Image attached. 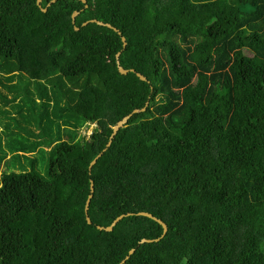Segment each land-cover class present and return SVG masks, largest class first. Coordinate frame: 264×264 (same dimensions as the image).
I'll return each mask as SVG.
<instances>
[{"label": "trees", "instance_id": "1", "mask_svg": "<svg viewBox=\"0 0 264 264\" xmlns=\"http://www.w3.org/2000/svg\"><path fill=\"white\" fill-rule=\"evenodd\" d=\"M52 1L0 0V264H264V0Z\"/></svg>", "mask_w": 264, "mask_h": 264}, {"label": "rangeland", "instance_id": "2", "mask_svg": "<svg viewBox=\"0 0 264 264\" xmlns=\"http://www.w3.org/2000/svg\"><path fill=\"white\" fill-rule=\"evenodd\" d=\"M249 49L254 50L253 47H250ZM45 86H47V85H45ZM41 112H42V109H40V108H36L34 110V112L32 113L33 114V116H32L33 122H34V119L35 118H38V119L40 118V113ZM33 122L31 120L28 121V122H24V121L21 120V118H19L18 121L15 122V124L17 125V129L15 130L16 131L15 134H13L12 140H16V141H13L10 150L9 149H6L5 147H3L4 153L6 152L5 154H7V153L9 154V151H12L13 150L12 148L16 147V142L18 144H20V143L25 142L29 138H31V131H33L34 129H31V128H21V127L22 126H26L27 127L29 125L35 124ZM95 128H96V125L91 124V125H89V127L87 129H85V128L77 129L75 131L76 134L78 135L77 136V140L80 139V136L85 135L86 137L84 136V139H86V143H89L90 140H91L90 137H91V134H92V130L95 129ZM35 129H36V127H35ZM46 129H47L48 133L50 134L51 139L56 138V136H58V132L60 131L59 130V125H58V120L53 117L52 123L49 124V125H46ZM72 130H74V129L72 128ZM10 132H12V130H10ZM67 132L68 131H66V133ZM7 133H9V132H5V134H7ZM60 136H61V139H63V132H62V134H60ZM7 144H8V142H7ZM52 158H53V156L50 153H39V155L36 156V160H35V163H36V166H35V169H34L35 172H37L38 174H40L42 176H46L47 175V171H48L49 161L52 160ZM25 162H26V164H29V160L28 159H26ZM14 165H15V162L12 161V164H10V167H12ZM28 170H30V169H28ZM6 172H8V173L9 172H16V173H18L20 171L7 170ZM0 175H1V173H0Z\"/></svg>", "mask_w": 264, "mask_h": 264}, {"label": "water", "instance_id": "3", "mask_svg": "<svg viewBox=\"0 0 264 264\" xmlns=\"http://www.w3.org/2000/svg\"><path fill=\"white\" fill-rule=\"evenodd\" d=\"M83 4H85L86 3V0H80ZM41 2H42V0H37V6H41L40 4H41ZM53 2H55V0H53L51 3H53ZM42 10V12H45L46 11V9H41ZM78 15V12H74L73 14H72V19L74 20L75 19V17ZM91 22H94V23H96V24H99V25H101V26H106V27H108V28H111V29H113L114 31H117L114 27H112L110 24H104V23H102V22H99V21H96V20H92ZM77 29V28H76ZM121 40H122V43H123V47H126V40H125V38H121ZM119 57H120V53H118V54H116V66H117V69H118V71H119V73L121 74V75H127L128 73H134L141 81H144V82H146L147 81V79L144 77V76H142L141 74H139V73H137V72H135L133 69H130V70H125L123 67H121L120 66V61H119ZM139 111H144V109H142V110H134L133 111V113H137V112H139ZM130 118V116H127V117H124L122 120H120L112 129H113V131H112V136L113 135H115L118 131H119V129L120 128H122L126 123H127V121H128V119ZM110 144V143H109ZM108 144V145H109ZM95 162H96V159H94L92 162H91V164H90V166H89V169H91V167L95 164ZM90 190H91V193H93V184L91 183L90 184ZM91 198H92V195H90L89 197H88V199H87V201H86V204H85V214H86V217H87V223L88 224H91V221H90V219L88 218V216H87V211H88V207H89V203H90V201H91ZM137 215L138 216H144V217H147V218H149V219H152V220H154L156 223H158L159 225H161V227H162V229H163V234H162V236H164V234L167 232V226L161 221V220H159V219H157V218H155L154 216H152L151 214H149V213H147V212H139V213H137ZM123 217L124 216H119L118 218H116L113 222H112V224L111 225H109L108 227H97L98 228V230H100V231H106V232H111L112 230H113V228L116 226V224L119 222V221H121L122 219H123ZM161 236V237H162ZM160 237V238H161ZM159 238V239H160ZM159 239H155V240H146V239H142L141 241H140V244H144V243H151V242H154V241H158ZM134 253V249H132V250H130L129 251V256L130 255H132ZM129 256H127L126 257V259L123 261V262H121L120 264H124L125 263V261L129 258Z\"/></svg>", "mask_w": 264, "mask_h": 264}, {"label": "crops", "instance_id": "4", "mask_svg": "<svg viewBox=\"0 0 264 264\" xmlns=\"http://www.w3.org/2000/svg\"><path fill=\"white\" fill-rule=\"evenodd\" d=\"M0 128H2V126L0 125ZM0 134H3V131L0 130ZM3 147L6 148L7 144H6V141L4 140L3 144H2ZM7 149V148H6ZM11 153V151H9V154ZM9 154L7 153L6 154V158H5V161L8 160L10 158ZM1 162V161H0ZM3 168H4V164L2 163L0 165V173L3 171Z\"/></svg>", "mask_w": 264, "mask_h": 264}]
</instances>
